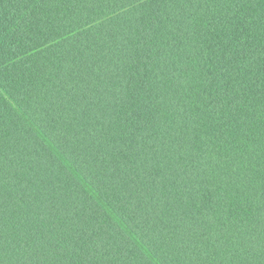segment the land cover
Segmentation results:
<instances>
[{
    "label": "trees",
    "instance_id": "16d2710c",
    "mask_svg": "<svg viewBox=\"0 0 264 264\" xmlns=\"http://www.w3.org/2000/svg\"><path fill=\"white\" fill-rule=\"evenodd\" d=\"M0 264H264V0H0Z\"/></svg>",
    "mask_w": 264,
    "mask_h": 264
}]
</instances>
